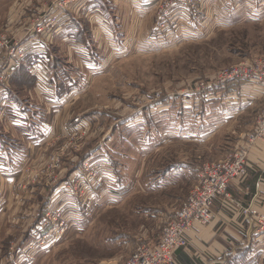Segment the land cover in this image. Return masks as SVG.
<instances>
[{"label":"rangeland","instance_id":"1","mask_svg":"<svg viewBox=\"0 0 264 264\" xmlns=\"http://www.w3.org/2000/svg\"><path fill=\"white\" fill-rule=\"evenodd\" d=\"M80 1L0 0V32L29 51L0 85V264H127L157 246L201 167L249 149L264 105L248 83L205 88L264 58V0ZM228 89L239 117L200 143Z\"/></svg>","mask_w":264,"mask_h":264},{"label":"built area","instance_id":"2","mask_svg":"<svg viewBox=\"0 0 264 264\" xmlns=\"http://www.w3.org/2000/svg\"><path fill=\"white\" fill-rule=\"evenodd\" d=\"M44 29L42 21H39L33 30L39 34V37H45ZM29 32L31 31L27 30L26 34ZM28 54L29 51L22 44V38L12 40L0 32V85L6 81L4 76L9 68L21 62ZM215 80L205 88L225 87L235 81L264 86V58L225 68L216 75ZM248 142L249 149L241 146L240 150L231 151L225 161L218 164H204L201 167L197 187L192 191L183 208L175 213L174 218L165 228L159 244L157 246L140 244L127 264H176L175 254L179 249L187 247L188 237L196 229L210 225L215 201L227 192L231 181L247 177L250 150L258 143L264 145V105L258 114L255 128L249 134ZM240 209L245 216L251 213L255 217L253 224L257 231L264 235V212L256 213L251 209Z\"/></svg>","mask_w":264,"mask_h":264},{"label":"crops","instance_id":"3","mask_svg":"<svg viewBox=\"0 0 264 264\" xmlns=\"http://www.w3.org/2000/svg\"><path fill=\"white\" fill-rule=\"evenodd\" d=\"M92 1L82 0L80 4H84L86 9V5ZM63 21L59 20L61 23ZM39 39H37L38 42L42 41L43 37ZM30 43L32 45L36 44L34 41H30ZM39 47L41 50L35 54H30L28 59L33 56L45 55L46 45L42 44ZM18 66L17 64L12 65L8 73H15ZM39 72L37 69V75H39ZM241 89L248 90L247 92L251 95L250 101H258L264 97V86L248 84L246 88L241 87ZM239 96H241L240 93L237 94L228 89L220 91L213 98H210L216 100L217 104L219 102L222 108H220V114L216 111L209 116V118L214 117L216 119L212 118L207 121L206 125L209 128L206 130L205 135L202 133L204 136L201 137L200 143H204L205 140L208 142L211 131L231 124L239 117L240 113L235 108L239 105V99L235 100ZM12 107L14 119L10 121V124L14 128H21L22 121L16 122L15 116L19 115L17 114L19 108L13 105ZM189 109L193 110L191 105ZM1 118L3 119V117ZM185 138L186 142L192 141V137L189 136L188 132H186ZM195 142H199V140H195ZM261 149L262 152H254L250 156L247 178L230 186L233 202L228 203L220 199L216 201L212 211V222L207 228L196 229L190 235L188 248L175 254L177 264H258L260 259L264 260V236L257 238L255 226L236 207L237 205L242 207L252 206L258 213L264 212V147H261ZM260 245L263 247L262 250ZM260 254H262V257H259Z\"/></svg>","mask_w":264,"mask_h":264}]
</instances>
